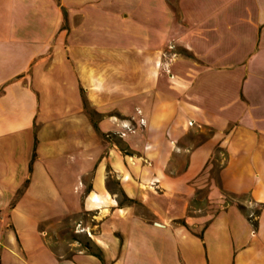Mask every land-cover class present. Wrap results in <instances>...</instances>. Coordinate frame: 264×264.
Returning a JSON list of instances; mask_svg holds the SVG:
<instances>
[{"label":"crops","instance_id":"obj_1","mask_svg":"<svg viewBox=\"0 0 264 264\" xmlns=\"http://www.w3.org/2000/svg\"><path fill=\"white\" fill-rule=\"evenodd\" d=\"M84 213L102 258L57 245ZM0 245L264 264V0H0Z\"/></svg>","mask_w":264,"mask_h":264},{"label":"rangeland","instance_id":"obj_2","mask_svg":"<svg viewBox=\"0 0 264 264\" xmlns=\"http://www.w3.org/2000/svg\"><path fill=\"white\" fill-rule=\"evenodd\" d=\"M78 218H81L83 220V223H78L76 220ZM92 217L90 215L87 214H82L80 216H76L74 217V219H68L66 221H64L62 223V225L60 226V230L58 232L59 234V241L62 244H57V245H63L65 247V245H67L68 242L73 241V240H79L82 243H85L86 241H88V239H92L91 234H95L94 232L96 231V229L94 231H89L88 229L85 230L86 227L81 226V224L83 225H93L95 224V222H92L90 219ZM58 247V246H57ZM2 250V247L0 245V251Z\"/></svg>","mask_w":264,"mask_h":264},{"label":"built area","instance_id":"obj_3","mask_svg":"<svg viewBox=\"0 0 264 264\" xmlns=\"http://www.w3.org/2000/svg\"><path fill=\"white\" fill-rule=\"evenodd\" d=\"M177 56L178 51L176 50V45L174 43L169 44L168 48L163 51L162 66L167 73L171 74V64ZM141 122L144 123V119H141Z\"/></svg>","mask_w":264,"mask_h":264},{"label":"trees","instance_id":"obj_4","mask_svg":"<svg viewBox=\"0 0 264 264\" xmlns=\"http://www.w3.org/2000/svg\"><path fill=\"white\" fill-rule=\"evenodd\" d=\"M228 198H233L234 196H232V195H230V196H227ZM127 199V197H126V195H124V200H126ZM84 244V246L86 247V248H88V250L90 251V252H92V253H94V254H96L97 256H99V257H103L102 256V252H101V250L99 249V248H96L95 247V244H94V242L92 241V239H88V241H86L85 243H83Z\"/></svg>","mask_w":264,"mask_h":264}]
</instances>
